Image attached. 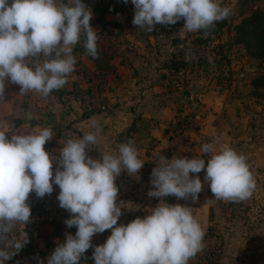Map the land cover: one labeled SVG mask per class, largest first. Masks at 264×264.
I'll use <instances>...</instances> for the list:
<instances>
[{"label":"clouds","instance_id":"clouds-1","mask_svg":"<svg viewBox=\"0 0 264 264\" xmlns=\"http://www.w3.org/2000/svg\"><path fill=\"white\" fill-rule=\"evenodd\" d=\"M131 2L135 6L132 23L146 32L157 24L173 25L181 19L188 32H207L232 11L219 0ZM92 18L84 0H0V97H4L5 81L20 85L21 93L35 91L44 97L64 87L75 71L74 46L82 38L86 54L98 56ZM97 132L68 139L60 149L55 161L59 167L53 175L54 160L44 147L53 137L52 128L36 134H13L11 139L0 131V241L17 224L29 222V194L35 192L42 198L53 192L55 184L60 188V207L72 214L65 224L77 231L66 234L47 264H79L92 247L94 234L108 229L111 235L94 248L95 264H188L202 248L204 231L191 207L164 201L169 195L177 200L198 199L203 187L198 174L205 170V159L161 155L148 192L161 202L146 217L116 226L122 215L116 178L122 170L137 174L144 161L130 140L120 143L116 154L106 152L93 159L88 150L97 144ZM218 143L214 139L201 149L208 157L205 181L211 192L216 199L249 198L256 185L246 156L228 144L217 148ZM27 242L24 231L14 245L0 247V264H6ZM10 246L15 251H8Z\"/></svg>","mask_w":264,"mask_h":264},{"label":"crops","instance_id":"crops-1","mask_svg":"<svg viewBox=\"0 0 264 264\" xmlns=\"http://www.w3.org/2000/svg\"><path fill=\"white\" fill-rule=\"evenodd\" d=\"M252 1L219 0V3L240 9ZM258 2L260 8L254 6V12L264 11V0ZM134 12L127 8L123 15H107L109 24L105 28L98 24L93 26L100 39L101 58L110 54L106 60L110 68L98 70L87 54L77 55L75 71L60 89L62 96L54 92L48 97L35 91L21 93L20 85L5 81L4 97H0V131L11 139L13 134H36L43 128H52L53 137L44 147L54 160L53 175L59 167L55 161L60 149L70 138L97 132L98 128L97 144L88 150L93 159H99L106 152L116 154L119 144L130 140L144 165L135 175L122 170L116 178L117 203L122 208L116 226L146 217L161 202L148 195L152 188L151 174L161 155L168 159L173 156L207 159L201 151L205 143L216 139L217 148L228 144L247 158L256 185L249 198L216 199L205 181V169L198 174L203 187L196 201L190 196L177 200L169 195L164 202L191 207L204 231L202 248L191 258L197 260L202 255L201 251L207 246V233L215 228L221 234L223 245L217 264H264V103L258 102L253 94L238 96L234 90L223 91L207 83L190 89L178 88L175 76H167L171 70L166 65L169 59L166 46L158 42L153 31L146 34L144 29L133 25ZM251 15L241 11L237 23ZM180 35L187 37L184 30ZM237 50L242 54L246 52L243 46H238ZM244 56L242 62L248 59ZM99 74H104L108 81L100 98L109 110L89 113L72 92L96 90L89 80ZM186 91L190 97L184 95ZM195 111L199 114L197 128L180 134L176 130L177 123ZM33 197L36 205L37 198L41 197L35 193ZM229 207L236 211L233 217H230ZM106 240L92 238V249ZM88 255L92 258L93 250Z\"/></svg>","mask_w":264,"mask_h":264},{"label":"rangeland","instance_id":"rangeland-1","mask_svg":"<svg viewBox=\"0 0 264 264\" xmlns=\"http://www.w3.org/2000/svg\"><path fill=\"white\" fill-rule=\"evenodd\" d=\"M57 2H59V0H57ZM65 2H67V0H65ZM106 2H108V0H84V3L92 13L97 5L105 4ZM258 3V0H253L249 4L242 5L240 9L232 8L231 14L226 18L227 27L220 36H199V31L188 32L183 29L184 26L155 25L152 30L153 34L157 35L156 39L158 42H161V44L167 48L166 52L169 59L166 65L171 70L167 72V76H175L176 81L179 83L178 88L190 89L194 85L200 84V86H203L201 84L207 83L209 86L216 85L223 91L234 90V93L238 96L252 95L255 92L252 82L255 78L264 74V62L250 58L246 52L244 54L248 59L242 62L241 60H243L245 56L237 50L238 45L234 44L233 40L236 33L235 28L242 22L241 21L239 24L237 23L239 21V16L237 17V15L241 11L251 15L252 12L255 11L253 10L254 6L260 8ZM127 8L135 10V6L132 4L131 0ZM182 30H184L187 37H181L180 34ZM147 33L148 32H146V34ZM219 39L223 40V42L221 43ZM147 40H149V37ZM234 46L237 48H234ZM97 51L99 54H102L99 51V41H97ZM195 51H197V53H195ZM109 56L110 54L104 55L102 60L107 62L106 60L109 59ZM251 64H253L252 67H250ZM247 74L249 75L248 78H246ZM103 76L105 75L103 74ZM89 81L92 82L93 80L90 79ZM257 92H260V95L256 96L257 100H259L258 102L262 101L264 103V91L261 90ZM72 93L75 94V92ZM250 105L251 104H249V106ZM34 193L35 192H31L27 200V203L31 207L29 222L26 226L17 224L13 230L7 234L6 238L0 241V247H3L5 244L14 245L16 241L21 240L22 232L26 231L28 234V242L12 256L6 264H47L48 257L52 254L57 245L65 240L66 234L71 233L75 235L77 231L75 226L68 228L65 224V221L70 219L72 214H67L66 211L60 207V202L57 199L59 195V187L57 185L53 184V192L51 194H46L42 198H37L39 202L36 205L34 203ZM213 231L218 233L219 238H221V234L218 230L211 228L207 233L206 242L214 236ZM110 235L111 232L105 230L103 233L94 234L92 238L103 237L107 239ZM104 243L105 242L100 243V245ZM208 244L209 242L205 249L201 251L202 255L208 251L210 247ZM222 246L223 245L220 246V250H222ZM92 248L93 245L83 255L86 257L88 256L93 263V258L88 255L91 250L94 251ZM8 251H15V248L10 246ZM201 256L197 260L195 258L189 259L188 264H197ZM217 262H215V264H217Z\"/></svg>","mask_w":264,"mask_h":264},{"label":"trees","instance_id":"trees-1","mask_svg":"<svg viewBox=\"0 0 264 264\" xmlns=\"http://www.w3.org/2000/svg\"><path fill=\"white\" fill-rule=\"evenodd\" d=\"M127 3L124 0H108L105 4L97 5L93 10V18L91 20L92 27L96 24L106 27L109 23L106 21L107 15H123L126 11ZM185 24L184 19L177 21L176 24L172 26L183 27ZM227 27V19L223 21L216 22L212 29L207 30V32L201 30L200 35L220 36L223 30ZM235 36L233 43L238 46H243L247 55L255 60L264 62V11H256L250 17L242 20V22L235 28ZM98 35V34H97ZM83 38L81 41L75 45L73 54L75 57L77 55L86 54V50L83 47ZM89 58L96 64L98 70H107L110 68L108 62L102 61L100 54L97 57H92L88 55ZM254 88V96H259L260 92L264 90V74L255 78L252 82ZM54 94L62 96L61 90L53 91ZM79 264H93L90 258L82 255Z\"/></svg>","mask_w":264,"mask_h":264},{"label":"built area","instance_id":"built-area-1","mask_svg":"<svg viewBox=\"0 0 264 264\" xmlns=\"http://www.w3.org/2000/svg\"><path fill=\"white\" fill-rule=\"evenodd\" d=\"M92 80L93 81L91 83L94 85L96 90H92V88H90L76 91L75 94L77 95V99L81 106H83V108L89 113L108 112V106L100 98V92L107 87V80L103 74L96 75ZM198 121L199 114L195 111L192 116L187 115L183 117L177 123L176 130L180 134L195 130L197 128ZM228 211L230 213V217L235 215L236 211L233 207H229ZM213 233L214 236L208 239V245H210L208 251L201 256L197 264H215V262H217L221 253V239L219 238L218 233L215 231H213Z\"/></svg>","mask_w":264,"mask_h":264},{"label":"water","instance_id":"water-1","mask_svg":"<svg viewBox=\"0 0 264 264\" xmlns=\"http://www.w3.org/2000/svg\"><path fill=\"white\" fill-rule=\"evenodd\" d=\"M253 66V64H251L250 65V67H252ZM249 77V75L247 74L246 75V78H248ZM184 95L186 96V97H190V94L186 91V92H184ZM207 163H208V158L207 159H205V169H206V167H207Z\"/></svg>","mask_w":264,"mask_h":264}]
</instances>
